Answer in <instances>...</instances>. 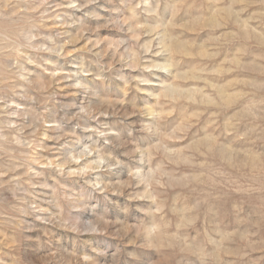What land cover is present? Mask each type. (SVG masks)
I'll use <instances>...</instances> for the list:
<instances>
[{
	"label": "rangeland",
	"instance_id": "obj_1",
	"mask_svg": "<svg viewBox=\"0 0 264 264\" xmlns=\"http://www.w3.org/2000/svg\"><path fill=\"white\" fill-rule=\"evenodd\" d=\"M0 264H264V0H0Z\"/></svg>",
	"mask_w": 264,
	"mask_h": 264
}]
</instances>
